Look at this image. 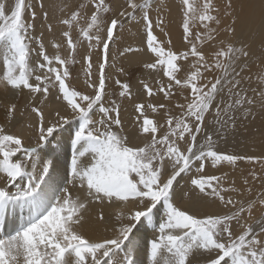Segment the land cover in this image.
Wrapping results in <instances>:
<instances>
[{"label": "snow or ice", "instance_id": "obj_1", "mask_svg": "<svg viewBox=\"0 0 264 264\" xmlns=\"http://www.w3.org/2000/svg\"><path fill=\"white\" fill-rule=\"evenodd\" d=\"M152 8L0 0V86L26 94L0 122V264H264V155L221 150L264 142V57L253 53L264 52V0H180L183 50ZM126 20L141 25L142 44L114 49ZM129 54L149 58L118 67ZM132 67L153 77L136 93Z\"/></svg>", "mask_w": 264, "mask_h": 264}, {"label": "rangeland", "instance_id": "obj_2", "mask_svg": "<svg viewBox=\"0 0 264 264\" xmlns=\"http://www.w3.org/2000/svg\"><path fill=\"white\" fill-rule=\"evenodd\" d=\"M61 0H51V3L53 4H59ZM198 2V0H197ZM219 3L220 0H217ZM49 0H46V6H48ZM180 0H153V8L151 15L153 17V20L155 21L156 16H157V9H160V15H162L166 21V31L169 33V36L172 41V47L175 50H183V42H182V29L180 28V14L177 11L178 6H179ZM55 15H58L56 13ZM55 15L52 16V21L55 23ZM137 20H139V13L137 14ZM39 26L37 27V32H39ZM59 29H57L58 33ZM141 25L137 23L136 21H131V20H126L125 21V29L123 33L121 34V39L118 41L117 45H114L113 48L115 49L116 47L123 48L126 46H132V47H139L142 44V36L141 33ZM157 34L159 35V30H156ZM49 34L45 33V42L47 43L49 39ZM58 38V36H57ZM163 39V37H161ZM167 47V45H165ZM51 51V49H49ZM79 52H82L83 49H79ZM254 56H260L264 57V52L261 51L259 45L257 44L254 49H253ZM150 55V54H149ZM132 55L129 54L125 58H118L116 63L117 66L123 65L125 68H129L130 61L135 59V58H141V59H148L149 56H144L143 54H137V57L131 58ZM79 58V56L77 57ZM112 75H115V70L110 69L109 70ZM95 72V69H94ZM131 75L128 77L133 85V92L136 93L138 89V79L141 77L146 78L149 82H152L153 77L148 76L146 73H144V70L142 67H132L130 69ZM80 73L79 79H75L77 74ZM155 75V74H153ZM162 75V73H161ZM73 85L77 88H80L83 90V75L80 70L79 65H75L73 68ZM122 80L125 79V77H120ZM136 99H139V97H136ZM125 107L127 108L126 112H122V119L124 120L125 128L128 129L131 124V116H132V106L131 102L125 101L124 102ZM24 104H21L19 108H23ZM20 121H14V126L17 125ZM257 127H261L260 122L257 121L256 124ZM130 136L132 137V142L139 144L141 143L140 140L136 139L132 133H129ZM227 149L229 151H236L238 153L242 154H248V155H253V156H261L264 153V142H262V138L257 136L255 141H247L245 143H240L239 140L236 141L235 143L229 141L228 144H222L221 145V150ZM249 165L246 164H241L240 168L244 170L245 173L249 170ZM256 171L260 172V168L257 165L256 166ZM215 172V170L209 168L208 173L211 174ZM215 174L219 175V172H215ZM234 177L239 176V169L237 170L236 173L232 174ZM239 183V180H237ZM260 187L259 181L256 182L255 185H253L254 191L258 190ZM185 188V181L181 180L180 184L178 186V190L176 192V200L177 202H181L182 198L184 196V191H182ZM205 211H211V212H220L223 211V209L212 205L206 209Z\"/></svg>", "mask_w": 264, "mask_h": 264}, {"label": "bare ground", "instance_id": "obj_3", "mask_svg": "<svg viewBox=\"0 0 264 264\" xmlns=\"http://www.w3.org/2000/svg\"><path fill=\"white\" fill-rule=\"evenodd\" d=\"M131 58H134V57H131ZM10 102H16L18 104V107H20L21 104L26 103V94L24 96H21L19 99H17V97L10 90H5L2 86H0V122H3L4 106ZM21 119H22L21 117L17 116L16 121H21ZM55 143L56 142L53 141V145H52L53 147L55 146ZM262 155H264V153ZM99 211H100L99 206H92V208L90 209V223L91 224L95 225L94 217ZM103 211H104V215H105L106 224L111 223L113 220V213H114L115 209L108 207V206H104ZM19 215H20V212H19V210H17V216H16L17 222L19 220ZM24 215H27V211L24 212ZM96 228L101 235L104 234L103 233L104 225H98V226H96ZM148 233L150 236L151 235V229L148 230Z\"/></svg>", "mask_w": 264, "mask_h": 264}]
</instances>
